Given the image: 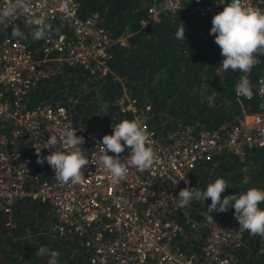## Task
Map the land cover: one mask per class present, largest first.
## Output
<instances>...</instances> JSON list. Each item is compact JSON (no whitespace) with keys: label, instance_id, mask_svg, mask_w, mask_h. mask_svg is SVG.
Masks as SVG:
<instances>
[{"label":"built area","instance_id":"1","mask_svg":"<svg viewBox=\"0 0 264 264\" xmlns=\"http://www.w3.org/2000/svg\"><path fill=\"white\" fill-rule=\"evenodd\" d=\"M226 3L230 0L153 1L140 25L157 21L161 12L180 8L211 22ZM243 3L264 10L263 0ZM5 5L6 0H0V8ZM36 20L56 21L66 27L65 32L54 31L42 40L40 59L33 58L28 47L16 38L5 34L0 40V214L8 217L12 203L19 198L48 204L54 219L52 230L58 235H87L80 243L89 251L88 264H238L229 249L238 246L246 230L234 218V208L212 213L199 254L179 247L178 240H183L185 234L174 216L184 214V208L178 207L179 191L185 188L181 178L198 161L211 159L222 151L241 156L248 148H264V77H259L254 86L257 111L243 113L227 127H186L164 137H157L146 126L143 110L135 99L123 93L118 105L133 114L145 129L155 162L150 169L139 171L125 161L127 175L114 182L102 165L91 163V158L101 151L104 135L75 125L61 105L29 106L27 92L47 76L39 68L41 62L77 65L92 75L104 74L108 71V47L114 43L124 45L125 37L109 38L94 15L77 16L74 0H23L13 18L0 24V31L6 33L17 23L30 25L29 21ZM66 128L75 129L77 136L85 138L82 151L90 160L78 183L59 182L51 167L39 172L21 150L28 147L36 152L35 148L41 147L40 154L47 156L55 149L43 146L54 134L58 138L56 150L63 151L59 136ZM129 154L130 149L121 160ZM259 250L264 251L261 236Z\"/></svg>","mask_w":264,"mask_h":264},{"label":"trees","instance_id":"2","mask_svg":"<svg viewBox=\"0 0 264 264\" xmlns=\"http://www.w3.org/2000/svg\"><path fill=\"white\" fill-rule=\"evenodd\" d=\"M74 1L77 16L94 15L109 38L124 36L125 44L114 43L108 47V71L101 75H92L77 65L41 62L39 68L47 76L27 92L29 106L61 105L75 125L105 135L112 134V124L135 119L118 105V99L126 93L143 110L146 126L157 137L186 127L208 130L227 127L243 113L258 110L254 86L259 77H264V55L257 56L260 62L248 74L253 86L252 98L236 94V85L244 73L223 69L221 50L215 36L210 34L212 21L180 8L161 12L157 21L141 26L140 20L145 17L148 6L160 0ZM46 23L51 25L49 35L66 31L56 21ZM180 23L186 29L185 40L175 37ZM15 25L26 38L13 37L10 28L6 33L0 31V40L5 34L16 38L28 47L33 58L40 59L43 39L34 36L37 26ZM21 150L39 172L50 167L47 162L37 163L36 152L28 147ZM218 177L230 184L221 193L222 199L253 187L264 189V148H248L241 156L222 151L211 159L200 160L186 173L190 183L185 187L204 190ZM210 204V198L204 202L193 201L184 207L182 216H174L184 230L183 240H178L183 251L200 253L212 221L205 215ZM259 207L264 209V203ZM53 223L48 204L28 198L14 201L8 217L0 214V264H48L49 256L39 253L41 246L60 253L58 264H88L89 251L80 243L87 235H58L52 230ZM259 237L246 230L238 246L229 249L238 264H264Z\"/></svg>","mask_w":264,"mask_h":264},{"label":"clouds","instance_id":"3","mask_svg":"<svg viewBox=\"0 0 264 264\" xmlns=\"http://www.w3.org/2000/svg\"><path fill=\"white\" fill-rule=\"evenodd\" d=\"M23 6V0H6V5L0 8V24L11 20L16 13L17 6ZM30 25H37L34 36L36 39H44L51 32V25L44 20L29 21ZM8 25H6L7 27ZM185 26L180 23L175 33L178 40H185ZM210 34L215 36V43L221 50L223 60L221 65L225 71L231 69L244 73L236 85V92L245 98L253 96L252 84L248 74L260 61L257 56L264 55V10L246 6L243 0H230L224 4L223 10L212 18ZM11 35L20 39L26 37L18 25H13ZM113 132L104 135L100 144V153L91 158V163L102 165L103 169L110 173L114 182L123 179L128 172L125 161L130 162L139 171L150 169L155 162V153L150 146V141L145 129L135 120H121L112 124ZM63 151L56 150L57 135L51 134L45 142L44 148H52L55 151L47 156H41V147L35 148L37 163L47 164L53 169L54 177L61 183H78L82 180L83 169L90 163L88 156L82 151L85 142L83 136H77L76 130L66 128L59 136ZM130 149V154L121 160L120 154ZM111 152L114 155H109ZM185 184H189L185 177ZM180 179V180H181ZM229 182L218 177L207 185L206 189L185 187L179 191L178 207L190 206L193 201L204 202L211 200L207 206L205 215L213 220V212H226L229 207L234 208V218L239 226L252 235L264 237V209L259 205L264 203V189L249 188L244 193L224 196L221 198ZM41 255H48V264H58L60 253L44 246L39 249Z\"/></svg>","mask_w":264,"mask_h":264}]
</instances>
